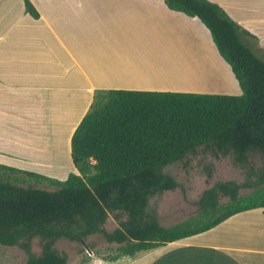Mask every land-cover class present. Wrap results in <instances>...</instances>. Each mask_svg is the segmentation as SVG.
I'll use <instances>...</instances> for the list:
<instances>
[{
    "label": "trees",
    "instance_id": "trees-1",
    "mask_svg": "<svg viewBox=\"0 0 264 264\" xmlns=\"http://www.w3.org/2000/svg\"><path fill=\"white\" fill-rule=\"evenodd\" d=\"M169 8L197 17L211 32L219 52L231 64L242 94L161 90L99 91L74 131L71 155L76 172L59 180L0 164V244L18 246L27 264H67L55 247L60 238L83 241L100 233L118 243L116 260L207 231L229 217L264 209V60L244 41L251 35L211 0H165ZM26 10L38 16L26 0ZM233 156L246 170L243 183L219 181L199 200L200 211L186 221L164 226L153 196L178 186L167 167L198 153ZM6 171L46 180L54 189L13 182ZM253 190L240 195L241 188ZM229 196L226 204L219 194ZM117 221L105 228L108 217ZM41 252H33V240ZM92 249V247L90 246ZM100 256V254L94 252Z\"/></svg>",
    "mask_w": 264,
    "mask_h": 264
},
{
    "label": "crops",
    "instance_id": "crops-1",
    "mask_svg": "<svg viewBox=\"0 0 264 264\" xmlns=\"http://www.w3.org/2000/svg\"><path fill=\"white\" fill-rule=\"evenodd\" d=\"M29 1L38 16L26 10V0H0L2 165L75 168L72 136L99 91H233L234 77L210 30L165 0ZM211 1L251 33L244 35L248 46L264 48V0ZM88 264H264V209Z\"/></svg>",
    "mask_w": 264,
    "mask_h": 264
},
{
    "label": "rangeland",
    "instance_id": "rangeland-1",
    "mask_svg": "<svg viewBox=\"0 0 264 264\" xmlns=\"http://www.w3.org/2000/svg\"><path fill=\"white\" fill-rule=\"evenodd\" d=\"M212 35V34H211ZM213 43L217 44L212 36ZM218 49V47H217ZM252 50L264 60V48L258 45ZM219 51V50H218ZM220 53V52H219ZM221 54V53H220ZM221 57L227 62L230 67V74L233 79V91H225L227 93L219 94H242L243 90L239 80L232 70L231 64L221 54ZM216 66V65H215ZM229 80V78H227ZM238 86H237V85ZM238 88V89H236ZM239 90V92H238ZM169 91V90H168ZM179 92H191L179 90ZM231 92V93H229ZM209 93V92H195ZM250 161L255 168H260L264 165V156L258 152L250 154ZM24 170V169H23ZM31 170V169H26ZM37 173L47 172L52 178L65 180L71 172H76L74 167L61 169H35ZM167 170L175 177L178 186L173 190H166L159 195H155L150 200V206L155 208L158 213L159 221L164 226H172L183 221H186L192 216L197 215L200 211L199 200L203 193L214 186L219 181H235L243 183L246 179V170L244 167L234 162L233 156L215 155V153L204 147L199 148L197 154L190 156L184 161H179L167 167ZM2 170L0 169V172ZM66 172V176H65ZM10 178L13 173L6 171ZM18 179H11L13 182L22 185H31L35 187L54 189L46 180H36L35 178L27 177L23 173H16ZM253 190L252 187H243L240 189V195H246ZM229 201V196L222 193L219 194V202L226 204ZM117 227V221L110 215L105 223V228L108 231H113ZM92 247V249L90 248ZM118 243H109L103 234L97 233L84 239L83 241L70 240L60 238L55 242V247L68 255L67 264H88L96 259L100 254L101 258L112 257L117 254ZM33 252L39 254L41 252V240L35 238L33 240ZM91 252H90V251ZM0 264H27L26 252L18 246H4L0 244Z\"/></svg>",
    "mask_w": 264,
    "mask_h": 264
},
{
    "label": "water",
    "instance_id": "water-1",
    "mask_svg": "<svg viewBox=\"0 0 264 264\" xmlns=\"http://www.w3.org/2000/svg\"><path fill=\"white\" fill-rule=\"evenodd\" d=\"M90 251V250H89ZM91 252V251H90Z\"/></svg>",
    "mask_w": 264,
    "mask_h": 264
}]
</instances>
